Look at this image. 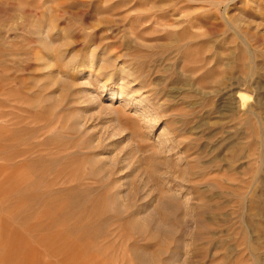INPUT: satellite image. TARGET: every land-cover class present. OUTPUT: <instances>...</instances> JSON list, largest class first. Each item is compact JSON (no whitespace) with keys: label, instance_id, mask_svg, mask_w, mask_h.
Returning <instances> with one entry per match:
<instances>
[{"label":"rangeland","instance_id":"obj_1","mask_svg":"<svg viewBox=\"0 0 264 264\" xmlns=\"http://www.w3.org/2000/svg\"><path fill=\"white\" fill-rule=\"evenodd\" d=\"M0 264H264V0H0Z\"/></svg>","mask_w":264,"mask_h":264}]
</instances>
